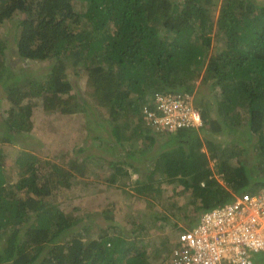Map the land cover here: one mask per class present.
Listing matches in <instances>:
<instances>
[{"label": "trees", "instance_id": "1", "mask_svg": "<svg viewBox=\"0 0 264 264\" xmlns=\"http://www.w3.org/2000/svg\"><path fill=\"white\" fill-rule=\"evenodd\" d=\"M11 19L17 20L13 56L49 61L47 65L21 66L18 72L7 65L10 40L1 29ZM0 31V86L5 93L0 144L19 145V138L32 130L34 109L40 107L65 116L97 110L121 146L125 125L155 92L202 97L199 88L208 84L210 94L192 105L200 112L202 128L231 135L227 144L221 147L205 139L208 145L202 150L196 128L166 132L160 168L145 181L135 180L138 185L126 193L143 199L153 184L162 194L165 187L181 185L202 214L264 188V177L256 181L247 160L251 156L244 154L249 143L264 158V0H0ZM71 70L84 71L83 89L74 90ZM86 119L89 132L95 121ZM135 149L129 144L115 158H133ZM6 155L0 146V264H152L136 233L156 222L176 226L174 209H155L163 202L158 196L156 202L150 200V219L134 222L132 239L126 240L111 223L93 234L90 226L76 231L80 216L75 205L66 210L55 201L60 189L92 191L97 182L89 178L85 163L91 155L65 154L62 164L47 163L22 146L15 180L10 179ZM150 157L154 160L156 153ZM212 159L218 177L209 165ZM116 181L114 176L103 182ZM62 204L69 206L67 201ZM181 215L189 218L183 209ZM110 216L105 213L106 220ZM253 264H264V252L257 253Z\"/></svg>", "mask_w": 264, "mask_h": 264}, {"label": "rangeland", "instance_id": "2", "mask_svg": "<svg viewBox=\"0 0 264 264\" xmlns=\"http://www.w3.org/2000/svg\"><path fill=\"white\" fill-rule=\"evenodd\" d=\"M214 9L216 10V15L218 6ZM16 22V19L6 20L5 28L1 29V31H3L4 37L10 40V49L7 54L8 59L6 62L7 65L10 66L13 70H16V72L19 71L18 68H20L21 66L27 69V67L32 66L33 64H40L41 66L43 65V67L47 65L49 61L37 63L32 61H23L16 55L13 56L15 48L13 34L16 30ZM213 46H215L214 43ZM70 80L75 91L83 89L85 87L86 80L84 71H80V73L76 74L71 70ZM198 83L199 81H197L195 84L196 89L198 88ZM203 89L206 90V87H204ZM206 93L208 96L210 94V89L209 91L206 90ZM4 94V90L0 86V111H2V108H4L5 105L4 100L2 101L1 99L4 97ZM193 102L195 104L200 103V97L197 93H195V97H192V103ZM59 116V113H46L42 108L38 107L34 109V114L32 116V130L27 135H25V137L19 138V145H16L15 143L12 145L0 144V146H2L7 153L5 162L10 168V179L15 180L19 175V167H17L16 158L18 156V152L22 149V146L25 149H28L29 152L36 155L37 158L42 159L47 163L54 162L57 164H62V162L67 159L66 157H64L65 154L66 156H72L74 154L78 157H85L86 155L90 154V158L101 159L115 158L113 155H107L105 153V148L98 149L91 145L92 142L90 140V131L86 133L87 124H89V122L87 123L86 121V118L88 117L90 119H93V121L99 120L101 122L99 124L100 127H98L97 134L103 139L107 137V129L103 127L105 126V120L100 117L97 110L94 111V109H90L88 111L71 114L68 115V119H63L64 121H61L62 117ZM123 120L126 121L127 116H125ZM91 125L93 124H90V127ZM38 134H41L40 137L38 136ZM217 135L219 137L220 134ZM230 136H220L219 138H217L220 139L222 143H225L229 138H231ZM78 146L83 147V150H79ZM254 146L251 147V145L247 143L245 146V148L247 147L246 153L244 154H248L251 156V158H247V160L252 168V175H255V178L257 179L254 180L263 181L262 177H264V165L261 166V164H264V158H261L260 156L253 153ZM103 149H105V152H103ZM109 150H113L115 152V155L124 151L120 145L119 147H116V149L109 148ZM143 156L144 155H141L140 158H150L148 154H146V156L144 157ZM210 162L213 161H209V164ZM86 164L88 166L91 165L90 163ZM97 169L98 173H101V176H103V174L105 173L107 174V172H104L102 166L97 167ZM111 176H115L117 179L119 178L113 173H111ZM91 180L97 182L92 188L90 186V189L94 191V193H92V191L90 190H85L83 192H72L71 189H65V191L60 189L58 191L59 193H57L58 196L56 195L57 200L55 202L60 203L61 208H64L66 210H71L73 205H75L77 209L76 215L80 216V220L74 225L76 231L83 229L85 226H90L88 232L89 234H93L99 231L100 227H107L108 223H111L115 230H117L119 233H123L126 240L132 239V236H135V233L132 230L137 225L134 222L137 223L138 220L142 221V218L143 220H148L150 219V217L148 216L154 214V209H152L153 205H150L152 204V202L150 201L152 195L143 194V199H137L126 193V191L130 192L129 189H131L132 187L127 188L126 185H124L125 187L123 188L119 187L122 182H119V185H113L106 189L105 183L103 182L104 179H102L101 177H98L97 180ZM175 190H177V193L172 194L173 192H175ZM64 197L69 198L65 199ZM161 197V200H163V202L166 200L168 201V205L166 206L165 204H163V202L159 201L160 204L156 205L155 209L159 211H161L163 208L168 209L169 207H171V209H174V215L172 219L174 222H176V225H178L179 223V227H161L160 223L156 222L150 226L144 224L147 226L145 229L146 231L136 233L140 236L139 238L141 239L142 243L147 246L152 264L169 263V254L171 253L173 242L177 237L179 231L183 229V226L181 225V222L184 220L183 216L181 215L182 209L184 211V214L189 216L190 220L192 219V221H195L197 216L201 215L200 211L194 210L193 200L191 201L189 199L191 198L189 192L182 191L181 185H176L175 187L174 185L165 187V192L161 195ZM65 201L69 202V206L62 204V202L64 203ZM112 204L113 206H111ZM109 207H111L112 210L108 211L109 213L105 212V209ZM104 212L108 215H111L110 221L106 220ZM173 221L171 220V222ZM154 246L156 247V249H158L156 250V253H154ZM138 247V250L145 249L141 246ZM256 256L257 254L254 256V259Z\"/></svg>", "mask_w": 264, "mask_h": 264}, {"label": "built area", "instance_id": "3", "mask_svg": "<svg viewBox=\"0 0 264 264\" xmlns=\"http://www.w3.org/2000/svg\"><path fill=\"white\" fill-rule=\"evenodd\" d=\"M154 131L174 132L203 125L185 92H155L141 110ZM264 252V188L243 193L204 211L191 228L177 236L171 264H253Z\"/></svg>", "mask_w": 264, "mask_h": 264}, {"label": "crops", "instance_id": "4", "mask_svg": "<svg viewBox=\"0 0 264 264\" xmlns=\"http://www.w3.org/2000/svg\"><path fill=\"white\" fill-rule=\"evenodd\" d=\"M207 85L208 84H206V87H207ZM201 88L202 87L199 88L200 93L202 95V97H200V103L203 102V99H204L203 96H205V95L207 96L206 90L201 89ZM136 114H137L136 119L132 118L129 121V125H125V127H124L123 141H122L123 143L121 145L123 150H126L129 144H131V147L135 146L137 148V149H135L136 150L135 155L132 156L133 158H129L127 155L125 156V158H102V159L101 158H85L86 159L85 162L91 164L90 165V172H91L90 177H91V179L97 180L98 177H101L105 181V180L112 178L111 173H113L117 177H119L114 185H119L118 183L122 182V184L119 185V187L123 188V187H125L124 185H126L127 188H129V187L133 188L134 186L138 185L135 182V180H138V182H141L142 180L145 181L148 178V176H150V174L152 172L156 171L157 167L160 168L161 165L159 163L158 158L161 157V154L163 153L161 147H162L164 141L168 139V135H167L168 133L154 131L149 125L146 124L145 118L141 112L136 113ZM59 117H62L61 121L68 119V116H65L62 114H60ZM100 123L101 122L99 120H97L90 127V140L92 142L91 145H93L94 147H96L98 149L105 148L106 152H105V149H103V152H105L107 155L110 154V155H113L115 157V152L113 150H109V148L116 149V147H119V145H120V144L118 145V143L116 142V138L114 137V135H115L114 130L111 128V126L109 124L103 126L104 128L107 129V132H108L107 137L105 139H103L102 137L98 136V134H97V130H98V127H100V125H99ZM203 127L204 128L201 127L202 129H200V128L197 129V130H199L198 131L199 135L203 141L202 150H206L207 145H208L206 143L205 139H209V140L215 142V144L221 145V147L224 146V144L218 138L220 136H226L225 134H222L221 132H219V133L211 132L207 126L205 127V125ZM131 132H133V134L129 135V133H131ZM86 133H88V132H86ZM217 134H220L219 137ZM40 135L41 134H38L39 137H40ZM126 136H129V138L126 139L125 138ZM24 137H25V135H24ZM151 140H152V142H151ZM100 141H102V142H100ZM100 146H105V147H100ZM252 146L253 145H251V147ZM166 150H167V154H168V153H171L172 149L167 147ZM123 152H125V151H123ZM152 152L154 153V155L156 153V157L154 160L152 157H150V154ZM118 154H120V153H118ZM146 154H148V156L150 158H135V156H141V155L146 156ZM129 155H131V152H129ZM210 161H213V162H210L209 165L213 169L214 175H216V169H214L215 159H212ZM99 166H102L104 169V172H107V174L105 173V174H103V176H101V173H98V169H97V167H99ZM158 173L159 172H157L155 174H158ZM216 177H218V175H216ZM120 179H122V180H120ZM81 183L84 184L82 179H81ZM201 184L203 185V183H201ZM153 185H154L153 191H151L150 193H147L145 191L143 194L152 195V198L150 200H153V202H156L157 201L156 197L161 196L162 191L158 190V188L156 189L157 184H153ZM110 186H113V185H111L110 183H108V185L105 184L106 189L109 188ZM130 192H131V190H130ZM92 193H94V191H92ZM172 194H175V192ZM191 222H193V221L190 220V218H188V220L182 221L181 225L183 226V228L187 229ZM178 227H179V223H178V225L174 226V228H178ZM181 231H179V233ZM176 245H177V237L175 238L172 246L174 247ZM169 256H170V254H169ZM169 259H170L169 264H171V256Z\"/></svg>", "mask_w": 264, "mask_h": 264}, {"label": "clouds", "instance_id": "5", "mask_svg": "<svg viewBox=\"0 0 264 264\" xmlns=\"http://www.w3.org/2000/svg\"><path fill=\"white\" fill-rule=\"evenodd\" d=\"M197 129V128H196ZM174 132H176V131H174Z\"/></svg>", "mask_w": 264, "mask_h": 264}]
</instances>
